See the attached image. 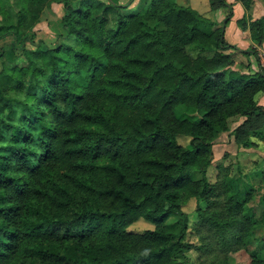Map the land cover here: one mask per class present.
Returning a JSON list of instances; mask_svg holds the SVG:
<instances>
[{
	"label": "trees",
	"instance_id": "trees-1",
	"mask_svg": "<svg viewBox=\"0 0 264 264\" xmlns=\"http://www.w3.org/2000/svg\"><path fill=\"white\" fill-rule=\"evenodd\" d=\"M13 1L27 13L0 23V34L56 1L74 42L22 46V64L0 47V264H187L179 256L191 248L198 264H228L264 220V193L258 218L226 167L214 181L206 168L231 117H245L237 129L264 114L261 62L232 68L236 47L222 25L178 0H140L131 11L114 0ZM240 1L260 44L264 16L252 19L253 0ZM191 196L205 203L198 245L185 239ZM139 218L153 227L129 229Z\"/></svg>",
	"mask_w": 264,
	"mask_h": 264
},
{
	"label": "rangeland",
	"instance_id": "rangeland-1",
	"mask_svg": "<svg viewBox=\"0 0 264 264\" xmlns=\"http://www.w3.org/2000/svg\"><path fill=\"white\" fill-rule=\"evenodd\" d=\"M75 1L72 0V2ZM114 1L128 5L127 10L129 11L136 10L142 5L140 0H137L134 4H132V0ZM182 1L188 2L187 4L202 13L207 0ZM64 11L63 3L52 1L50 5L43 7L39 18L34 22H29L27 25L23 24L17 29L16 33L10 30L1 33L0 47L5 49L6 54H8L7 58L22 64L25 63V55L21 50L22 46L39 48L44 45H54L60 41L74 42L66 34L61 23ZM19 13L26 15L27 11L15 5L13 0H0V23H3V25L16 24ZM191 52L194 51L191 50ZM261 61H264V56ZM176 113L178 115L186 114L185 106H177ZM194 115H197V113H194ZM234 121L231 122L229 129L231 132L236 133L237 136L233 137L235 141L227 136L223 138H221L222 136L220 138L216 136L212 146L213 158L211 164L206 168L207 175L210 181H214L218 166L226 167L231 178V188L245 202V211L261 218L263 212L261 197L264 193V114L253 116L250 122L244 123L237 129L235 127L241 122L235 123ZM177 140L184 145H190V139L186 135H178ZM245 147L251 149L245 150ZM198 205L204 206L205 203L203 201L198 202L194 196H191L182 207L189 219L185 239L193 245L199 244L198 236L193 229L198 218L196 211ZM180 216L175 213L168 219V222L175 221ZM128 227L132 230H143L147 227H153V224L139 218ZM249 236V240L245 244L229 251L227 255L228 264H247L252 255L264 256V220L256 224V229ZM179 260H185L187 264H198L195 248L187 250L184 256H179Z\"/></svg>",
	"mask_w": 264,
	"mask_h": 264
},
{
	"label": "crops",
	"instance_id": "crops-1",
	"mask_svg": "<svg viewBox=\"0 0 264 264\" xmlns=\"http://www.w3.org/2000/svg\"><path fill=\"white\" fill-rule=\"evenodd\" d=\"M124 1L126 0H120V2H124ZM136 1L137 0H132V4H134ZM178 1L179 2L181 1V3L184 4L188 3V2H183L182 0H178ZM224 1L225 2L214 0L212 2L211 0H207L206 7H204L202 13L198 11L196 8L195 9L199 13L213 20L217 26L222 25L223 36L225 41L236 47V49L234 48L229 49L232 52L235 61L233 64H231V67L237 70L240 68L241 69L240 71L255 72L260 68L259 65L260 61L257 58V56L249 50L251 47H255L257 54L260 55V60L263 59L264 35H263V40L260 44L255 42L251 38L250 31L246 26L247 11L245 10L242 2L240 0H224ZM249 14L252 19L258 18L260 16H264V0H253L251 9L249 10ZM239 19H243V22H245L244 26L238 23ZM256 99L258 104L264 108V90H261L257 93ZM244 118H245L244 116H240V115L233 116L229 120V126L233 120H235L234 121L235 123L242 122ZM224 136L231 138V140L234 139L233 138L234 134L231 132L230 129L220 132L217 135V138L220 137L223 138ZM246 149H251V148L245 147V150Z\"/></svg>",
	"mask_w": 264,
	"mask_h": 264
},
{
	"label": "built area",
	"instance_id": "built-area-1",
	"mask_svg": "<svg viewBox=\"0 0 264 264\" xmlns=\"http://www.w3.org/2000/svg\"><path fill=\"white\" fill-rule=\"evenodd\" d=\"M259 56H260V55H259ZM260 62H261L262 67L264 68V61H261V60H260Z\"/></svg>",
	"mask_w": 264,
	"mask_h": 264
}]
</instances>
